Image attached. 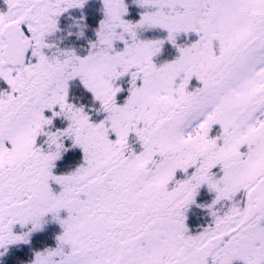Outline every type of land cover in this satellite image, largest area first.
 <instances>
[{"label": "snow or ice", "instance_id": "snow-or-ice-1", "mask_svg": "<svg viewBox=\"0 0 264 264\" xmlns=\"http://www.w3.org/2000/svg\"><path fill=\"white\" fill-rule=\"evenodd\" d=\"M0 264H264V0H0Z\"/></svg>", "mask_w": 264, "mask_h": 264}]
</instances>
